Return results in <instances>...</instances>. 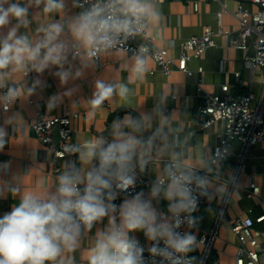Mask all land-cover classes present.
<instances>
[{"label": "clouds", "instance_id": "9594fccd", "mask_svg": "<svg viewBox=\"0 0 264 264\" xmlns=\"http://www.w3.org/2000/svg\"><path fill=\"white\" fill-rule=\"evenodd\" d=\"M80 9L66 15L67 0H0V109L8 112L24 96L36 90L37 80L26 89L9 80L15 73H43L55 67L61 84L81 77L100 55L122 48L130 39L146 36L161 20L155 0H72ZM51 17L36 29L32 38L21 29L32 23L30 9ZM55 17H60L55 19ZM15 21V23H13ZM7 28L5 32L4 29ZM152 51L141 43L125 62L128 83L97 79L95 91L87 100L94 114L114 96L128 101L133 94L130 83L142 80L150 71ZM70 57L79 58L81 68L73 73ZM69 89L62 95H69ZM62 95L50 97L47 107L55 108ZM166 97L160 96L162 103ZM154 121L157 122L153 127ZM170 117L159 105L151 113L125 114L116 118L103 134L66 146L76 159L66 160L53 188L42 194H21L19 185L9 191L19 202L0 216V264H74L71 256L84 237L105 218L107 225L95 232L87 264H196L192 253L198 249L197 212L201 197L214 199L220 185L214 186L209 175L211 162L199 167L183 163L178 149L183 141L170 136ZM148 132L149 135L144 134ZM7 127L0 126V151L7 143ZM155 157H167L150 187L148 197L130 193L137 169L145 170ZM215 155L212 156V161ZM9 162L0 164V173L10 172ZM235 180V176H232ZM128 193L120 204L119 193ZM167 201V213L158 212L153 200ZM186 225V230L179 231ZM143 232L151 242L145 248L133 233Z\"/></svg>", "mask_w": 264, "mask_h": 264}, {"label": "crops", "instance_id": "0c3cea01", "mask_svg": "<svg viewBox=\"0 0 264 264\" xmlns=\"http://www.w3.org/2000/svg\"><path fill=\"white\" fill-rule=\"evenodd\" d=\"M197 2V9H194ZM160 11L161 20L152 26L148 34L155 36L159 47L167 48L171 56L177 54V44L192 35H202L205 27H210L214 33L215 44L204 50L198 58L188 62V67L194 74L187 75L175 70L170 75L163 74L151 57L150 70L154 72L140 81L129 84L133 94L128 101L113 97L106 101L102 108L94 114L87 100L95 91L97 79L107 82L128 83L129 72L125 62L131 56L120 50L101 54L100 58L90 67L83 68V75L68 84H61L55 76L57 68L52 67L43 73L30 71L15 73L10 78V84H16L22 89L33 86L37 80L36 90L31 96H24L17 101L8 112L0 109V126L7 127V143L0 151V164L9 162L10 172L0 173V216L9 212L12 206L19 202V196L9 191V185H19L21 194L36 192L42 194L45 189L53 188L58 175L63 171L66 160L76 159L75 156H65L58 160L53 155L52 146L43 144L32 129V122L38 113L49 116L63 114L66 110L75 113L70 123L74 130L75 143L94 138L101 134L107 136V127L116 118L125 114L134 117L143 113H151L159 105L163 115L172 120L168 128L170 136L179 135L183 141L178 149L183 163L191 167H199L202 160L211 162L213 148L218 143V134L222 130V121H216L208 127H202L197 116V107L206 94L220 92L222 83L229 84V92L239 94L251 92V108L258 110L264 119V66L249 68L243 60L253 53L251 40L245 49L229 45L230 37L239 30V21L235 16L237 1L235 0H155ZM250 10H255L252 3H245ZM40 9H30L31 25L27 32L35 38L36 29L50 22L51 17L40 14ZM80 9L75 8L72 0H67L66 15L72 16ZM60 17H55L59 19ZM15 23V21H13ZM7 31V28L4 29ZM73 73L81 68V61L70 57ZM201 68V72L197 69ZM239 71L235 76L234 72ZM200 82V83H199ZM69 89H74L69 95H62ZM166 99L161 103L160 96ZM62 95L60 103L55 108L47 107L50 97ZM157 122L154 121L155 128ZM150 133L146 132L147 136ZM57 137V134H56ZM57 141V140H56ZM167 157H155L145 170L137 169V174L155 179L160 173ZM209 175L214 186L220 185L217 198L207 199L198 207L194 216L198 217L197 229H193L198 241L204 232L215 228L216 233L210 245L206 248L198 244L196 264H235L237 237L230 229L231 221L238 216H255L264 212V144L241 139L231 140L227 157L212 164ZM58 167L59 170H54ZM235 176V180L232 179ZM259 187L257 194L251 193L250 183ZM152 184V183H151ZM150 186L143 191L147 198ZM124 196L121 200L125 199ZM153 206L167 213V201L153 200ZM107 225V219L94 226L91 232H85L79 247L73 253H66L74 259V264H87L89 249L94 244L95 232ZM255 227L264 230V221L255 223ZM186 230V228H185ZM134 237L144 246H150L143 232L133 233ZM263 241V237L259 238ZM264 262V251L261 252Z\"/></svg>", "mask_w": 264, "mask_h": 264}, {"label": "built area", "instance_id": "2783aa9c", "mask_svg": "<svg viewBox=\"0 0 264 264\" xmlns=\"http://www.w3.org/2000/svg\"><path fill=\"white\" fill-rule=\"evenodd\" d=\"M235 1H237L235 16L239 21V30L230 37L229 45L245 49L248 47V41L251 40L253 53L246 55L243 63L249 68L262 67L264 66V0ZM245 3H252L256 9H248ZM194 9H197V2H194ZM214 34L216 33L210 27H205L202 35H192L181 40L177 44L175 56H171L167 48L159 47L155 43V36H150L148 32L144 37L128 40L122 48L116 50L125 51L132 55L141 43L148 44L153 54L152 58L163 74L170 75L173 71L179 70L187 75H192L194 73L188 67V62L198 58L204 50L215 44ZM197 70L201 72L202 69L199 67ZM153 72V69L149 71L150 74ZM239 73V71L234 72V75L238 76ZM2 91L4 90H0V92ZM252 98L253 94L249 91L239 94L230 93L229 84L222 83L220 92L206 94L198 105L197 116L202 127H208L216 121L223 123L222 130L218 134V143L213 148L215 160L212 161L211 158L212 164L227 157L231 140L235 138L241 139L245 144L249 142L264 144V119L258 110L251 108ZM72 116H76V114L69 110L54 116L38 113L32 122L35 135L43 144L52 146L56 160L71 156L66 150V146L76 144L73 140L74 130L70 123ZM55 127H57V132L54 130ZM56 133L58 135L57 141L55 140ZM54 170L57 171L59 168L55 167ZM202 174L204 173L202 172ZM154 180L137 174L136 185L129 192L133 194L143 192ZM250 187L252 188L251 193L257 194L259 192V187L255 183L251 182ZM124 196H128V193H119L114 203L120 204ZM206 201V198L201 197L199 206ZM262 201L264 203V198ZM158 212L166 213L161 210ZM195 214L196 212L193 215ZM263 221L264 212L255 216H238L231 221L230 229L237 237L238 242L235 264H264L261 260L264 240H259L260 237L264 239V230L254 226L255 223H262ZM185 228L186 225L182 226L179 231H184ZM215 233V228L204 232L200 237V243L207 248ZM140 245L145 248L144 256L149 258L147 249L150 246H144L141 243Z\"/></svg>", "mask_w": 264, "mask_h": 264}, {"label": "water", "instance_id": "95a60500", "mask_svg": "<svg viewBox=\"0 0 264 264\" xmlns=\"http://www.w3.org/2000/svg\"><path fill=\"white\" fill-rule=\"evenodd\" d=\"M55 132H57V127H55ZM57 134V133H56ZM56 134H55V140H57L58 139V135H57V137H56Z\"/></svg>", "mask_w": 264, "mask_h": 264}]
</instances>
